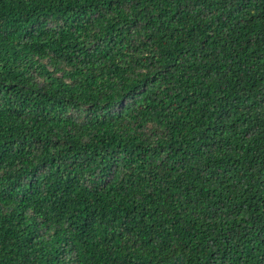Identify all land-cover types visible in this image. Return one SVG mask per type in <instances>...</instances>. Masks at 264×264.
Returning <instances> with one entry per match:
<instances>
[{
  "label": "trees",
  "instance_id": "trees-1",
  "mask_svg": "<svg viewBox=\"0 0 264 264\" xmlns=\"http://www.w3.org/2000/svg\"><path fill=\"white\" fill-rule=\"evenodd\" d=\"M0 264H264V0H0Z\"/></svg>",
  "mask_w": 264,
  "mask_h": 264
}]
</instances>
